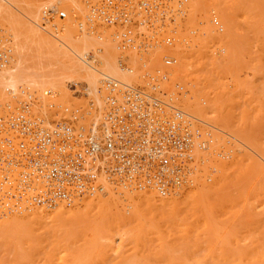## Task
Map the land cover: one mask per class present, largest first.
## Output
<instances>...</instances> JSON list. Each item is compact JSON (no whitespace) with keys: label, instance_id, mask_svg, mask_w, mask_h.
Instances as JSON below:
<instances>
[{"label":"bare ground","instance_id":"1","mask_svg":"<svg viewBox=\"0 0 264 264\" xmlns=\"http://www.w3.org/2000/svg\"><path fill=\"white\" fill-rule=\"evenodd\" d=\"M169 1L170 2L167 5L170 7L171 10H173V12L175 10V17L173 18V20H171L168 15H166L165 18L162 20L157 17L151 29L145 28L144 30L153 31L157 33L160 39L165 40L166 36H171L173 40L167 44L164 41L160 40V42L158 41L155 46H151L147 50H141V49L138 50V49H132L130 47L122 48L119 39L116 36L117 28L115 26H111L103 23L102 21H100L99 19H97L92 15V13L90 12V0H0V30L4 34H6L7 32L9 34L7 36L10 38V39L8 38L10 40V42H8V47L10 52L9 59L5 64L0 65V109H5L7 106L8 107L15 106L18 101L24 99L29 104L28 105L29 111L34 115H41L46 119L53 118V117H57L60 114L63 107H73L79 110L81 117L80 121L85 122L87 120L86 123H89L90 121H97L103 116V111L105 108V93H106L101 85L103 76L114 78L121 83L136 84V83H141V80H143L142 78L145 77L146 73H152L157 70V71H163L166 74V79L162 82V84H160V88H161L160 93L162 99L165 102H167L168 98L174 97L172 95L176 94L175 92H178L175 90L179 89L175 87L178 85V83L181 84L184 88L185 87L187 88V85L190 84L191 86L189 85V87L191 88L188 87V89L191 92L190 95L188 93L189 90H186V88L182 89L185 91L183 93V97L185 95V98H183V102L181 100L182 98H180V101L184 104L183 105L181 103L183 107L179 105V100L177 102V105L181 108L180 110H182L184 114L186 113V115L189 116L190 118L194 117L196 120L199 121L198 123L201 122L200 125L204 124L203 126H207L204 128L203 132H202L203 129L202 130L200 129L201 140H202L200 144H203V146L200 147L195 146L191 153L193 162H191L190 181L180 186H177L172 191H169L174 193L175 191L179 190L178 192H175L174 194L173 193L160 194L157 193L156 190L152 187H148V186L136 187L133 184H128L126 182H119L115 176L111 177L109 174H107L105 172L104 169L105 167H104L102 171L97 175V181L98 183H100L102 187L101 191L83 194L80 197H77L70 205L58 203L55 205L56 207L53 206L56 209L52 211V213L48 212L47 210L41 209V207L44 208V206H37L35 204L27 205L26 204L27 201L25 202L24 199L18 201L17 204L11 205V207L13 206L18 207V208L16 207V209L14 210L13 207L10 210V213L14 212L13 214L11 213L12 214L11 216H8V214L10 215V213L8 214L6 213L7 217H3L4 213L2 211L5 212L6 208L5 210H2V208L0 207L1 208L0 234H2V236L8 235L7 237H11V240L14 238L18 239L22 237H27L25 235L27 234L29 236L30 234L29 231L32 232V230H36V229L38 231V228L39 229L41 228L43 229V231L47 232L46 228H42V227L47 226L48 228L49 225V232L54 233V237L53 234L52 237L53 238L56 237L55 239L58 241V243L59 242L63 243L64 241L65 244L63 245H66L69 243L68 241L72 239V236L75 235L76 237L78 235V234L76 235L77 232L81 233V231H83V233L86 234L84 235L83 233L81 234L83 235V239L85 238V240L87 241V242L84 241L85 242L84 244H86V246L88 245L87 247H90L88 250L91 249L90 251H92L93 249H95V251L97 252L98 250H100L99 248L103 245L102 249L103 247L104 250L111 249L116 254V252L119 249L123 248V246L121 247V245L125 244L127 240L130 239V236H132L131 238L135 237L134 235H132L133 233L131 230L132 227L134 230L135 226H132L130 227V229H128L129 231L131 230L132 234L126 230L127 229L126 226L129 224L128 222H130V219H132L134 215L136 216L138 215L136 219L137 222H139L140 219L138 218L139 217L141 218L140 215H143V211L146 208L149 209L150 207L151 208L154 207L153 209H155L156 207L157 209L158 208L165 209V211L167 212L170 211L168 213H172L171 215L175 213L178 214V212L181 211L180 209L182 204H187L184 205V208L185 207L187 208L189 204H191V206L193 205L192 206L193 209L197 208L198 206L202 207V204L205 203L208 198L212 197L213 194L219 191L225 190L226 193L224 194H227L228 193L227 190H229L230 192L235 185H236L235 187L237 188L236 191L239 190L238 188H241L243 181H240L238 179L237 181L238 183L236 182H235L236 184L233 183V185L234 184L235 185L231 187L232 182L230 183V181H228L227 179L230 177L229 172L232 173L238 172L239 174L242 173L244 174L247 173L248 171L250 172L249 166L248 167L246 166L248 168L247 169L248 171L243 168L245 160L246 159L249 160L248 158H254L255 156L254 153L259 155L262 153L261 151L258 152L257 150L258 145L255 146L256 144H254L255 142L254 140H256L254 139V137L256 136V131L253 132L254 131L253 127L250 126L249 122L244 116H243L244 118H241L242 116L238 118L229 113H225L226 112L224 111L225 104L223 102L224 96L222 97L223 93L219 94L218 97L212 99L207 96L206 92H204V88L207 87L200 86L202 83L201 80L204 79L203 76L206 73L210 72L208 68L209 64L213 67L216 62L225 63L226 65L223 64L225 66L218 63L220 66L217 64L219 67L217 66L216 67L217 69L214 68L219 72L221 68L227 67V64H231L232 62H234L233 61L234 59L235 61L237 59V58L232 59V57H234V55L238 53L239 49H237L238 43L237 44L232 43L231 42L232 38H229L230 37L229 34H231L234 31V29H232L233 24H231L232 27H230L231 26L230 22L232 23V21L229 18L230 16H229V9L227 7L228 6L227 1L226 0H169ZM48 5H54L58 7L60 10H63L65 12V17L59 18L58 16L55 15L51 19L50 18L44 19V17L42 16L43 8ZM237 7L239 8L240 6L237 5ZM176 9L178 11H176ZM210 9L217 10L220 13L221 15L220 22L218 21L217 23L214 24V22L211 21L212 19L209 20L207 14L210 12L209 11ZM16 11H18L21 15L17 13V15H19L17 16ZM183 13L186 15V18L184 17V19L181 18L182 17L181 15ZM184 14L183 16H185ZM213 20H216L215 16H213ZM1 28L5 29L6 32L3 31ZM182 28H188L187 30L183 29V31L184 30L187 31L186 34L184 35L183 33L182 35H180ZM231 35L233 36V33ZM214 37L215 38L218 37L219 41H224V43L226 41L225 43L226 45L223 46L225 47L227 46V50L219 60H217L218 57H215L217 58L216 59L217 61L216 60L212 61L213 58L212 59L208 58L212 61V62L209 61L210 62L209 63L206 57H210L208 56L209 55L208 51L210 47L209 44L212 42V39ZM1 38H3V36ZM228 38L231 40H228ZM4 39L5 38L0 39V41L3 40V42L7 43L6 42L7 38L5 41ZM3 42L1 41L0 43L1 47L4 45ZM164 56H166V58H172L173 62H171L169 65L165 64L163 62ZM196 63H198V65H196ZM238 66L239 64L234 69L229 66L227 67L228 70L225 68L226 70L223 69V72L225 73L226 71L227 72L233 71L231 73L234 74L235 73L234 71L239 70ZM211 70H213V68H211ZM216 70H213V72L212 71L211 72L214 73V71ZM198 71H200V74L197 73ZM202 72L204 75H202V79H200L199 76H201ZM208 74L209 76L211 75L210 73ZM208 74H207V79L206 78L205 79L206 81L209 82L210 80H208L209 77ZM236 75L238 76V71L235 73L234 77L235 79H237L236 81L237 84L238 81L239 83H241L240 80L238 79L239 76L236 78ZM230 78L232 77L230 76ZM190 80L193 81V83ZM206 81L204 80V84ZM236 82L235 84L234 83L233 84L237 85ZM204 84L202 83V85ZM238 85L239 86L237 87L239 89L241 84ZM80 94H82L85 97V99H82L83 97L81 98L82 95ZM175 98L178 99L179 97L175 95ZM232 116L234 120L232 119ZM206 129H208V132H211L210 130H215L213 131L214 134L216 132L218 133L223 132L224 134L223 136L225 137V139H227L228 142L232 140L233 142H235V144L236 143L238 144V145L232 144L235 145L234 149L232 148L233 146L231 147L232 149L231 153H233L234 151L235 155L233 156L231 153L230 154L232 155V158L234 157V159L230 158V160L227 161V158L225 159L224 154L221 155V153H219V156H221V158L223 156L224 157L222 159L217 158L218 153L216 152H218L219 150L218 147H220L219 146L220 144H225V140H222L221 143L220 142L221 140L217 138V141L218 143L220 142V144L218 145L217 143L214 144L215 142L214 139H216L214 138L215 136L212 134L213 136L211 137L214 139H210V137H208L209 138L208 139L207 138L208 135L206 136V134L208 133L205 131ZM220 135L222 134L220 133ZM228 144L226 145L228 146ZM209 145L212 146L215 145L216 147H212ZM227 146H225L224 149ZM228 150L229 153L230 148ZM226 151L223 153H227ZM211 156H213L216 159L213 160L212 164H209L206 161L211 162L212 161ZM262 157H263L262 159H264V156ZM258 162L253 161L252 163L257 164ZM210 165L215 169L214 176L217 181L214 184L208 186V184L206 185V182H204L202 174L206 173L204 172V170L207 171ZM251 168H253V166H251ZM200 172L202 173L200 174ZM249 172L246 174V176L248 175L247 177L252 176L249 175ZM254 172L255 171L250 173H254ZM201 175H202V179H201ZM195 180L197 181L196 182L197 190L195 189L196 191L195 192L193 191L191 194L190 189L189 190L187 189L190 192L189 193L190 195L189 196L187 195V197L184 194H181L182 191L181 188H183L184 186L185 187L191 186L192 183L194 184ZM226 183L230 185H227ZM244 185L246 186L247 184L244 183ZM228 186H230V189H228L229 188ZM131 188L135 190V193L137 192L136 190L139 191L142 190V192L141 193L137 192L138 194L137 193L135 194L134 190H132ZM241 189H240L241 193L247 191L245 190L244 186H242ZM181 195H183L185 199L184 198L181 199ZM206 204L207 202L205 203V205ZM151 208L149 210H152ZM157 209H155V211ZM94 210H96V212H93ZM145 211L147 212V210ZM145 214L146 213H144V215ZM151 215L152 214H150V216ZM88 223L91 224L90 232L86 229L88 227L87 226ZM142 223L140 222L138 223L141 224L140 225L141 227L139 228H142L144 230L145 225L143 224L144 225L143 226ZM138 224H136V227L139 226ZM151 224L154 223L151 222ZM208 226L210 225L208 224ZM50 228L53 230L50 231ZM146 228L147 227H145V230ZM152 228L150 227L149 229ZM85 229L87 231H85ZM114 230L117 233L116 234L114 233L115 235L110 234V231L115 232ZM143 230H139V231H141L142 233L145 231ZM209 230H211L210 227ZM39 233L41 234V231ZM61 235H65V236H61ZM55 239L53 240L55 241ZM92 239L94 240V242ZM30 240H32V238ZM33 240H35L34 236H33ZM210 240L208 239V242ZM19 241L20 240H18L17 242ZM90 241L96 244L94 245ZM134 242L136 243L135 239ZM162 242L168 243L169 241L168 242L162 241ZM165 243H163V246L165 245L167 246V244ZM34 244L36 248L37 241ZM106 244L108 246H106ZM82 245H83V241H82ZM93 245L95 246V248ZM96 245L99 246V248ZM51 246L55 247L54 245ZM178 246L180 245L178 244ZM186 246L187 245L184 244L185 248ZM27 247L29 248V246ZM31 247H34L33 243ZM53 247H51L52 248L51 252L50 250L48 251L49 253L47 252L46 254L48 255L46 256L47 258L44 256V259L45 258L46 259L45 261L43 259L44 262H41L42 264H77V260H76L77 254H75V262H76L75 263L73 260H71L72 255L71 253L68 252L69 250L68 247H67L68 250L64 249V250H60L59 252L53 251ZM165 247H163L162 249L166 250L165 253H167L170 247H168L169 249L168 248L166 249ZM175 247L176 246H174L173 248ZM81 248H83V246H81ZM179 248L177 250H179ZM83 250L85 249L83 248ZM163 250L162 252H164ZM183 250L186 249H182V251ZM80 251L81 250H79V252ZM182 251L181 249L179 250V252L181 253ZM89 252L85 254L83 251V254L86 256L89 254L93 256V254H91L93 251L90 253ZM102 252L100 251L99 253L98 251V254L100 255L104 254ZM179 252H175V253L179 254ZM69 255L71 256L70 257L71 259L69 258ZM81 255L79 254L77 256L81 257ZM94 257L96 256H93V258ZM186 257L188 258L189 256ZM128 259L126 260L123 259L124 262L120 261V263L119 262L118 263L119 264L135 263L134 261L135 259L130 258L131 259L130 261H128ZM92 260L93 259L91 258V261L86 262V264L88 263L92 264L96 262V259L94 261ZM193 260L194 259L188 261V259H185V261L183 260L184 261L183 264H189L188 262H192ZM136 262H140V261H136ZM170 263L175 264L172 262ZM193 263L202 264L200 263V261L196 262V260L193 261ZM147 264H149V262Z\"/></svg>","mask_w":264,"mask_h":264},{"label":"built area","instance_id":"2","mask_svg":"<svg viewBox=\"0 0 264 264\" xmlns=\"http://www.w3.org/2000/svg\"><path fill=\"white\" fill-rule=\"evenodd\" d=\"M169 2L90 0V12L117 28L122 48L147 50L160 40H173L144 30L157 17L173 20ZM55 15L64 18L65 12L54 5L43 8L44 19ZM9 55L7 41L0 46V65ZM163 62L173 61L164 56ZM165 79V72L157 70L136 84L103 76V116L89 123L81 122L73 107H63L53 118L34 115L24 99L0 109V207L10 209L21 199L47 208L70 205L83 194L101 191L97 175L104 167L119 182L160 194L189 182L192 150L203 146L201 130L196 119L180 110L177 98L162 99Z\"/></svg>","mask_w":264,"mask_h":264},{"label":"rangeland","instance_id":"3","mask_svg":"<svg viewBox=\"0 0 264 264\" xmlns=\"http://www.w3.org/2000/svg\"><path fill=\"white\" fill-rule=\"evenodd\" d=\"M226 1L228 4L227 7L229 9V16H230L229 18L232 21V23L230 22V25L233 24L232 29H234L233 32L230 30L233 33V36L231 35L232 33L230 32L231 34H229V36H230L229 38H232V41H231L232 43H236V44L238 43L237 49H239V51L237 50L238 53H236L234 55V57H232V59L237 58L236 61L238 63L234 59L233 60L234 62H232L231 64H227V67L230 66L234 69L239 64V66H238L239 70H237L239 77L236 75V78L238 77V79L241 82V83H239V81H238V84H241L242 87L240 86L239 89L237 87L239 85L236 82L237 79H235V77H234V75L237 71H234L235 72L234 74L231 73L233 71H231V72L228 71L230 74L226 71L225 72L226 74H225L223 72V69L226 70L227 67H225L226 69L224 67L221 68L219 70V72H218V70H216L217 69L216 67L219 64H221V65L225 64L222 62L221 63L218 62L219 64L216 62L214 65L215 67L214 66L212 67L209 64L208 68H209L210 72H208V73H210L213 77L211 75L209 76L208 73H206L204 75L203 72L201 73V76H199V77H200V79H202V75L205 76V77L203 76L204 79L201 80L202 83L204 84V80L206 81L207 74H208V76H209L208 80H210L209 81L210 83L208 81H206L204 85H202V83L200 85V86L207 87V88H204V92L207 93V96L209 98L214 99V98L218 97L219 94L223 93L222 97L224 96L223 102L225 104V110H224V111H226L225 113H229V114H231L235 117H238V118H240L241 116H242L241 118L245 117L247 119V121L249 122L250 126L253 127V130H254L253 132L256 131V136L254 134V136H255L254 139H256L254 141L256 143L254 142V144H256L255 146L258 145L257 150H258V152L261 151L262 153L260 152L261 153L260 155L254 153V155H255V156L253 155L254 158H248L249 160L246 159L244 162V165H243L244 169L247 170L248 169L247 167L249 166L250 172H253V171H255V172L250 173L247 170L249 172V175H252V176H250L251 178L247 177L248 175L246 176V174L248 172L244 173L245 176L243 173L239 174L238 172H233V173L229 172L230 177L227 179L228 181H230V183L232 182L231 187H233L236 183H238L237 182L238 179L240 181H243L242 186H244L245 190H247V191H245L246 193L240 192V189L242 188V186H241V188H238L239 189L238 191H236L237 188L235 187L236 186L235 185L234 186L235 189L234 188H232L233 190L231 189L232 192L231 191L229 192V190H227L228 193L224 194V193H226V191L222 190V191H219V192L213 194L212 197L207 199L208 201L206 200V202H207L206 205H205L206 202L202 204V207L198 206L199 208L197 207V208L193 209L192 208L193 205L191 206V204H189L187 207L188 209H187L186 207L184 208V205H187V204H182L183 206L181 205V209H180L181 211L178 212V214L175 213L173 215H171L172 213H168L170 211H168V212L165 211V209L158 208L162 211L161 212L156 207H155V209H157L156 211H155V209H153L154 207H152V208L150 207L152 210H149L150 208L147 209L146 207H144V208H146L145 210H147V212L144 210L145 212L143 211V215H140L142 219L140 217L138 219H140L139 220L140 223L145 221L142 223V225L143 224L145 225V226L143 225L144 230H145V227H147L146 230L144 231L142 228H139V227H141L140 226L141 224H138L139 222H137L136 218L138 217V215L137 216L134 215V217L132 216L133 218L130 219L131 223L128 222L129 224L126 226L127 227L126 230L129 231L128 229H130V227H132V226L136 227V224H138L139 226L136 228L134 227V230L132 227L131 230H132L133 234L131 233V230L129 231L136 238L135 237L131 238L132 236H130V239L127 240V242L125 244L121 245V247L123 246V248L119 249L121 251L118 250L119 251L118 252L117 250H115V251H117L116 254L111 249L108 250L105 248L107 251L104 250V247L102 249L103 245L100 248H99V246H97V245L96 246L100 249V250H98L99 253H100V251L101 252L103 251L102 253H104V254H101V255L98 254V251L96 252L95 249H93V248H92L93 249L92 251L93 252L95 251L96 253L95 252L93 253L92 251H90L91 249L88 250L90 247H87L88 245L86 246V244H84L85 243L84 241H86V240H85V238L83 239V235L86 233H83V231H81V233H83V235L80 232L76 233V231H75L76 235L77 234L78 235L76 237H75V235L72 236L71 240L69 239L71 242L68 241L70 243V244L68 243L69 245L66 244L68 246L63 245V244H65L64 241H63V243L62 242L58 243V241L55 239L56 237L53 238L54 233L49 232V225H48V228H47V226L42 227V228H46V231L48 233L43 231V229H41V228L40 229L38 228V231L35 228L36 230H32V232L29 231V233H30L29 236L26 234L25 236H27V237H22L23 241H22V238H18V239L14 238L15 240L14 239L11 240V237H7L8 235L2 236V234H0V240L2 239L0 241V264H29V263L30 264L31 263L32 264H37V263L40 264L41 262H44L45 259L47 258L46 257V256H48V255H46L47 252L49 250H50V252L52 251L51 247H53V246H51V245H54L57 248V250H56V248L53 247V251H55V252L56 251L59 252L60 250H64V249L68 250V248H69L68 252L71 253V255H72V257L69 255V258L71 257L72 259L71 258L70 259L73 260L74 262H75V254H77V255L82 254L83 256L81 255V257L76 255L77 264H83V262H84V264H86V262L91 261V258L93 259L92 261H94L96 259V262H94L92 264H115V262H116V264H119L120 261H123V259L126 260L128 258H129L128 261H130L131 259H135L134 261L137 264L138 263L140 264V262H141V264H147L148 262H149V264H169L170 262L175 263V264H180L182 262L181 264H183L185 259H188V261L191 259H194L193 261H195V260H196V262L200 261V263H202V264H224V263L225 264H253V263L254 264H262V263L264 264V164H263L264 159H262L263 158L262 156H264V153H263V151H264V149H263L264 148V85H263L264 84V0H229V1L226 0ZM235 5H236L237 9L235 8ZM237 5L240 7L238 8ZM209 11H208L209 13L207 14L209 20L212 19L211 21L214 22V24L217 23L218 21L219 22L221 21V15L217 10L210 9ZM17 13H19V12L16 11V15H17ZM183 14L181 15L182 16L181 18L184 19V17L186 18V15L184 14L185 16H183ZM17 16H19V15H17ZM213 16L216 17L217 21L213 20ZM21 17H23V16H21ZM21 17H19V18H21ZM21 19H23V18H21ZM41 20H42V18H41ZM40 22H42V21H40ZM230 27H232V25ZM183 29L187 30L188 28H182L181 29L182 31L180 30L181 31L180 35H182V33H183V35L186 34L187 31H185V30L183 31ZM2 30L6 32L5 29H2ZM175 31H177V30H175ZM175 31H173V32H175ZM2 34H4V33H2ZM4 35H2L3 38H5L4 41L7 38V40H6V42H7L10 39L7 36L9 34L6 32V34H4ZM194 37H195V34H194ZM3 38H0V39H3ZM229 38H228V40H231ZM1 41L3 42V40H1ZM1 41H0V43H1ZM8 42H10V40ZM3 43H5V42H3ZM225 43H226V41H225ZM225 43H224V41H219L218 37H216V38L214 37L212 39V42L209 44L210 47H209V51H208L209 52L208 56H210V57H206L208 62L209 61L212 62L213 60H216L217 58H215V57H218L217 60H219L221 58V56L227 50V46L226 47L223 46V45H226ZM223 47H224V49H223ZM222 49L224 50V52ZM237 54H239V55H237ZM235 56H237V57H235ZM208 58H211V59L213 58V59L211 61ZM196 65H198V63H196ZM225 65H223V66H225ZM211 68H213V70H216V71H214V73H212L213 70H211ZM214 68H216V69H214ZM232 68H231V70H232ZM229 70H230V68H229ZM197 73L200 74V71H198ZM230 76L232 78H230ZM142 81L143 80H141V83H142ZM191 82L193 83V81H191ZM219 82H220V85H219ZM235 82L237 85H234ZM189 85H187V88L185 87L186 90H189L188 89ZM177 86H175V87L177 89L178 88L179 89L175 90V91H178V92H175L176 94H173L172 96L175 97V95H176L177 97H179L178 98L179 105H181L183 107L184 104L182 102H183V98H185V95L183 97V93L185 91L182 89H185V88L179 83ZM210 86L214 89H212ZM236 87L239 91L236 89ZM189 88H191V87H189ZM188 93H189V95L191 94L190 90L188 91ZM80 95H82V94H80ZM81 98L85 99V97L83 95L81 96ZM180 98H182L181 99L182 102L180 101ZM261 107H262V109H261ZM233 116H232V119L234 120ZM191 118L193 119L194 117H191ZM86 122H87V120L85 121V123ZM200 123H198V125H199L201 130L203 129L202 130V132H203L204 128L207 126H203L204 124L200 125ZM205 131L208 132V129H206ZM210 131L211 132H208L209 134L207 133L206 136L208 135L207 138L210 137V139L216 138V139H214L215 142L213 141L214 144L217 143V145H218V144H220V142L222 143V140H225V144H220L219 145L220 147H218L219 150L217 149L218 150V152H216V153H218L217 158L222 159L225 156V159L227 158V161L230 160V158H232V155L233 156L235 155L234 151H233V153H231L232 152L231 147L233 146L232 148L234 149L235 148L234 146L237 143L235 144V142H233L232 140H230L228 142L227 139H225V137L223 136L224 135L223 132H220L222 134V135H220V133H218V132H216L214 134L213 131H215V130H210ZM212 134L215 136L214 138L211 137V136H213ZM216 135H218V136H216ZM217 138L219 140H221L219 143L217 141ZM226 142H228L229 144ZM226 144H228V146ZM230 144H231V146H230ZM232 144H235V145H232ZM222 145H224V146H222ZM209 146H212V145H209ZM225 146H227L228 148L226 147L224 149ZM212 147H216V146L213 145ZM229 148H230V152L228 153ZM225 151L227 153H223ZM235 152H236V150H235ZM237 152H238V150H237ZM219 153H221V155L224 154V156L221 158V156H219ZM260 158H261V160H260ZM211 159H212L211 162L210 161H206V162H208L209 164H212L213 160L216 158L211 156ZM232 159H234V157ZM253 161L254 162L259 161L257 163L258 165L256 163H252ZM250 165L253 166V168H251ZM210 166L207 169V171L209 170L208 172H210V173H208L206 170H204V172H206V173H204L205 175L202 174L203 180H204V182H206V185L208 184V186L214 184L217 181L215 176H214V174H215L214 170L215 169L212 166L211 167ZM254 166L256 169L254 168ZM257 167H259V168H257ZM201 173L202 172H200V174ZM202 175H201V179H202ZM244 177H245V179H244ZM196 182L197 181L195 180L194 184L192 183L191 186H186V187L184 186L183 187L184 189L181 188V190H182L181 194H184L187 197V195L188 196L190 195L189 194L190 192H191V194L193 191L195 192L197 190L196 189L197 188ZM228 183H226V184L230 185ZM233 183H235V184L233 185ZM244 183L247 184L246 185L247 187L244 185ZM228 187H229L228 189H230V186H228ZM187 189L188 190L190 189V192ZM132 190H134V189H132ZM136 191L138 193L142 192V190L141 191L136 190ZM178 191H175V192H178ZM134 193H135V190H134ZM168 193L172 194L173 192H168ZM219 193H221V194H219ZM183 198L185 199V197L183 195H181V199H183ZM13 207H10V209H8V210L6 209L5 212L2 211L4 213V215L2 214L3 217H7L6 213L7 214L10 213V210ZM16 207H14L13 210L16 209ZM41 209L47 210L48 212L52 213V211H54L56 208L50 207L47 209L46 207H44V208L41 207ZM2 210H5V208L3 207ZM166 210H168V209H166ZM93 212H96V210H94ZM11 213L13 214L14 212H11ZM11 213H10V215L8 214V216H11L12 215ZM144 213H146V214L144 215ZM150 214H152V215L150 216ZM156 214H158V215H156ZM146 219H148V220H146ZM133 220H135V221H133ZM132 221H133V223H132ZM207 221H208V223H207ZM151 222L154 224H151ZM148 224L152 225V226H149ZM208 224L210 226H208ZM147 225L149 226V228L150 227L151 228L153 227V228L149 229ZM87 226L88 227L86 229L90 232L91 231V227H90L91 224L88 223ZM209 227L211 228V230H209ZM137 228L139 230L144 231V232H142L143 235H142L141 231H139ZM86 229H85V231H87ZM52 230L53 229L50 228V231H52ZM135 230H136V232H135ZM149 230H151V231H149ZM40 231H41V234L39 233ZM112 232L110 231V234H112V235H115L117 233L116 231L113 233ZM137 232H139V233H137ZM42 233H43V235H42ZM207 233H208V235H207ZM52 234H53V237H52ZM212 234L213 235L215 234V235L213 236ZM31 235H32V237H31ZM136 235L138 237L139 236H141V237L138 238ZM33 236H34L35 240L38 239V240H36L37 241L36 248H35V244H34L36 241L33 240ZM61 236H65V235H61ZM78 236H79V238H78ZM163 237H164V239H163ZM214 237H216V238H214ZM31 238H32V240H30ZM210 238H211V240H210ZM53 239H55V241ZM134 239H135L136 243L134 242ZM208 239L210 240L209 242H208ZM18 240H20V241L17 242ZM82 241H83V245H82ZM162 241H166V242L169 241V242L165 243ZM211 241H213V242H211ZM52 242H54L56 245L58 243V245L56 246ZM90 242H92V241H90ZM93 242H94V240H93ZM32 243H33L34 247H31ZM42 243H43V245H42ZM61 243L63 246L61 245ZM163 243L167 244V246L166 245H165L166 247L163 246ZM182 243H183V245H182ZM117 244H118V242H117ZM172 244H173V246H172ZM178 244L180 246H178ZM184 244L187 245L186 248L184 247ZM10 245H13V246H10ZM27 246H29V248ZM49 246H50V248H49ZM81 246H83V248L85 250H83V248H81ZM84 246H86V247H84ZM106 246H108V245L106 244ZM174 246H176V247L173 248ZM97 247H96V249H97ZM163 247H165L166 249L168 247H170V249L168 248L169 251L167 253H165L166 250H163L162 249ZM94 248H95V246H94ZM107 248H110V247H107ZM178 248H179V250L181 249V251H182V249H186V250H183L181 253V252H179V250H177ZM70 249H71V252H70ZM79 250H81V251L79 252ZM162 250L164 252H162ZM172 250H174V251H172ZM83 251L85 254L89 251L92 252L91 254H93V256H96V257H94L95 259L90 254L89 255L92 257H90L89 255H87V256L84 255ZM27 252H28V254H27ZM175 252H179V254H177ZM183 252H184V254H183ZM163 253H165V254H163ZM180 254H182V255H180ZM44 256L46 257L45 259H44ZM146 256H148V257H146ZM186 256H189V257L187 258ZM168 257H169V259H168ZM89 258H90V260H89ZM43 259H44V261H43ZM136 261H140V262H136ZM193 261L188 262V263L194 264Z\"/></svg>","mask_w":264,"mask_h":264}]
</instances>
